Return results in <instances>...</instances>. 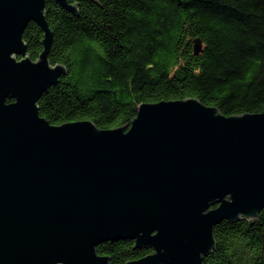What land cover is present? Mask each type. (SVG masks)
Masks as SVG:
<instances>
[{
  "label": "water",
  "instance_id": "obj_1",
  "mask_svg": "<svg viewBox=\"0 0 264 264\" xmlns=\"http://www.w3.org/2000/svg\"><path fill=\"white\" fill-rule=\"evenodd\" d=\"M46 3L0 0V264H112L98 246L120 240L152 250L125 264H202L217 225L264 209V112L186 98L143 103L113 129L53 125L38 102L66 67L49 61ZM31 22L44 33L36 61Z\"/></svg>",
  "mask_w": 264,
  "mask_h": 264
},
{
  "label": "trees",
  "instance_id": "obj_2",
  "mask_svg": "<svg viewBox=\"0 0 264 264\" xmlns=\"http://www.w3.org/2000/svg\"><path fill=\"white\" fill-rule=\"evenodd\" d=\"M78 15L47 0L54 32L49 61L66 74L38 102L53 125H128L143 103L196 98L224 115L264 112V0H68ZM44 33L24 32L36 61ZM202 48L195 51V40ZM216 251L202 264H264V209L258 220L224 221ZM112 264L151 249L120 240L98 246Z\"/></svg>",
  "mask_w": 264,
  "mask_h": 264
}]
</instances>
